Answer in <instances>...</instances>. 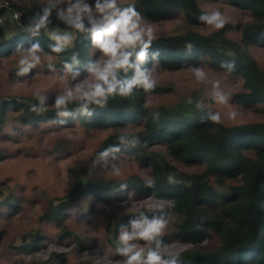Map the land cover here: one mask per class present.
I'll use <instances>...</instances> for the list:
<instances>
[{
	"label": "trees",
	"instance_id": "16d2710c",
	"mask_svg": "<svg viewBox=\"0 0 264 264\" xmlns=\"http://www.w3.org/2000/svg\"><path fill=\"white\" fill-rule=\"evenodd\" d=\"M86 2L94 8L95 0ZM203 2L225 3L246 13L249 21L227 23L220 30L204 33L207 24L199 17L208 12L201 8ZM118 5L134 6L143 20L152 23L182 20L174 34L155 37L144 68L151 73L160 67L170 71L201 67L219 71L240 82V89L232 97L234 104L255 110L263 121L217 123L211 119L215 114L196 101L173 107L148 105V96H165L169 92L170 88L157 84L150 91L137 86L130 96L116 94L103 106L91 104L84 111L75 89L85 84L87 90V84L95 82L89 68L102 55L92 45L90 34L71 29L62 21V10L55 2L0 0V65L6 77L0 84V142H14L17 132L28 136L39 130L52 136L50 144L41 151L53 162L72 155L78 143V128L83 143L87 135L109 131L94 150V157L108 163L128 159L146 174L127 175L123 180L105 179L78 161L70 162L67 168L72 185L68 192L61 198L48 199L39 216L40 227L23 236L24 244H10L9 248L15 251L0 253V264L11 261L13 253L43 250L51 238L88 247L93 240L81 231L84 218L95 214L97 204L114 205L129 193L161 201L170 208L169 212L155 208L107 215L100 239L118 254L117 258L125 257L118 252L123 247L120 234L143 215L171 223L170 230L157 238L158 249L157 241L140 240L147 248L143 251L145 259L149 250H157L165 259L178 254L177 264H264V66L252 54L255 48L264 46V0H118ZM45 9L51 12L49 23L35 32ZM16 14L20 15V23L14 21L16 30L7 32L3 21L14 19ZM85 24L88 25L86 17ZM57 28L74 36L72 44L59 53L53 51L57 42L49 36ZM234 33H240V37H232ZM36 44L40 45L36 53L39 63L30 56ZM24 58L34 66L21 65L19 61ZM68 64L72 65L71 70L66 68ZM133 75L134 69L121 71L118 79L124 81ZM35 80L41 83L33 88L26 86ZM13 85L25 89L11 93ZM68 90L73 91V98L66 107L57 109V98L66 96ZM61 111L68 115H59ZM28 149L23 150L24 155H35ZM12 155L15 154L6 146L0 147V164ZM1 187L2 184L0 244L6 237L4 219L17 212L23 199L19 195L22 184L17 181L11 187L5 186V192ZM46 226H53L55 231ZM209 242L210 246H206ZM177 244L186 249L177 254L162 251ZM54 261L64 263V255L55 251L52 258L42 262L38 259L34 264Z\"/></svg>",
	"mask_w": 264,
	"mask_h": 264
},
{
	"label": "rangeland",
	"instance_id": "374dc122",
	"mask_svg": "<svg viewBox=\"0 0 264 264\" xmlns=\"http://www.w3.org/2000/svg\"><path fill=\"white\" fill-rule=\"evenodd\" d=\"M38 1L55 2L61 10H67V7H69L68 0ZM124 1L133 2L134 0ZM72 3L76 2L72 1ZM200 6L208 13L219 10L227 23L244 24L249 21L246 13L234 10L225 3L208 4L203 2ZM16 15L20 17L19 14ZM16 15H14V19L11 18L3 21V24L6 25L7 32L16 30L14 21L19 25V18ZM181 23L182 20L180 19H172L161 23H152L142 19L144 26L150 25L152 27L154 37L174 34L175 30L178 29V25ZM204 27L205 30L202 31L204 33H210L216 30L210 25ZM232 37L239 38L240 33H234ZM252 54L258 63L264 66V46L261 45L255 48V50H252ZM201 69L206 73V78L202 81L197 79L193 69H179L175 71H170L165 67L153 69L152 76L156 80V84L170 89L165 96H148L147 104L151 106L163 104L173 107L188 101H196L206 106L215 115L218 114L220 120L227 125H242L263 121L262 115L255 110L243 109L234 104L232 97L240 89V82L238 80L229 78L219 71H212L203 67ZM4 73V68L0 65V84L3 82L2 77H5ZM40 83L38 80L33 82L28 81L26 86L33 88ZM11 88V93H21L25 89L21 85H13ZM221 95L225 98L226 102H220L219 97ZM233 113L235 115H232ZM79 129H77V147L72 152V155L58 157L53 162H49L46 159L47 156H43L41 151L50 144L52 136L49 134L45 136L39 133V130L28 136H26V132H17L16 136L18 138L14 142H0V147L6 146L9 151L15 154L0 164L1 190L5 192V186L11 187L17 181L22 184L19 195L23 196L17 212L10 213L9 217L3 221L6 237L0 244V253L15 251L9 248L10 244H15L16 246L24 244L23 236L30 230H35L40 227L38 225L39 216L46 208L48 199L61 198L68 192L72 185V177L68 173L67 168L70 162L78 161L80 164L82 163V166L87 167L91 173H95L96 176H101L105 179L111 177L116 180H123L132 174L146 177L144 171L135 162L128 159H113L108 163L94 157V150L99 147L104 134L106 135L109 131L87 135L83 143V136ZM11 134L14 135V133ZM31 144L34 147H31ZM25 148H29V152L35 155H24L25 152L23 150ZM40 152L41 154L38 155ZM35 195L39 196L34 197ZM116 202L114 205L99 203L95 207V214L89 213V217L84 218L81 223V231L86 232L93 240L88 247L80 248L76 241H68L63 244L51 238V240L45 242V248L43 250H31L23 255L13 253L11 255V261L4 262L3 264H34L38 259L42 262L49 257L52 258V253L55 251H60L64 255L65 262L59 263L54 261L53 263L51 262L52 264H84L88 262H93L94 264H125L128 257H121L122 259L117 258L118 254L110 250L108 246H105L100 239L105 225V217L113 214L143 212L155 208H162L169 212L170 205L164 204L161 201H155V199L136 197L132 193L125 195L123 199H117ZM85 212L87 213L88 209ZM72 215L77 216L76 213ZM136 220H139V217ZM170 225L171 223L167 222L162 232L166 233L169 231ZM50 228L55 231L53 226H46V229L49 231L51 230ZM125 231L129 233L132 231V223L128 225ZM129 243L135 244L136 250H147L144 243H140V240H133ZM205 245L210 246V242L205 243ZM185 249V246L177 244L162 249V251L177 254Z\"/></svg>",
	"mask_w": 264,
	"mask_h": 264
},
{
	"label": "clouds",
	"instance_id": "9594fccd",
	"mask_svg": "<svg viewBox=\"0 0 264 264\" xmlns=\"http://www.w3.org/2000/svg\"><path fill=\"white\" fill-rule=\"evenodd\" d=\"M68 3L67 10L59 12V18L65 21L71 29L90 34L92 45L102 54L101 58L89 68L95 82L87 84V90H85V84L77 85L75 89L81 101L80 107L84 111H87L91 104L103 106L110 96L116 94L124 97L130 96L137 86L145 91L156 87V80L151 71L143 67L147 62L149 49L155 37L152 27L142 24L141 14L134 6L122 8L118 5V0H95L94 8L86 0H77L76 3L68 0ZM50 15V10L45 9L35 25V32L47 27ZM85 17L88 22L87 26ZM199 19L217 30L224 28L227 23L219 10L203 13ZM49 36L57 42V46L53 48V51L57 53L72 44L74 39L72 32L62 31L59 28L50 32ZM38 51H40L39 44L33 45L30 50L31 60L35 63H39L40 60V57L36 55ZM19 63L34 66L30 64L28 58L21 59ZM66 68L71 70L72 65L68 64ZM130 69H134L131 79L120 81L118 74L121 71L127 73ZM27 70V68L24 69L25 72ZM193 71L198 80L202 81L206 78L203 69L195 68ZM73 95V91L68 90L66 96L57 98L55 107L57 109L66 107L67 101L73 98ZM219 99L220 102H226L222 95ZM58 114L68 115L66 111ZM211 119L217 123L220 122L218 114L213 115ZM169 179L171 180L172 177ZM148 184L151 185L152 181H148ZM166 225L167 221L164 219H148L143 215L139 220L133 221L132 231L130 233L124 231L119 237L123 247L119 248L118 252L128 257L125 264H177L178 254L165 259L159 251L149 250L145 259L143 249L136 250V245L129 243L133 240L157 241ZM158 248L159 242L157 241Z\"/></svg>",
	"mask_w": 264,
	"mask_h": 264
},
{
	"label": "built area",
	"instance_id": "2783aa9c",
	"mask_svg": "<svg viewBox=\"0 0 264 264\" xmlns=\"http://www.w3.org/2000/svg\"><path fill=\"white\" fill-rule=\"evenodd\" d=\"M17 18H20L18 15H16Z\"/></svg>",
	"mask_w": 264,
	"mask_h": 264
}]
</instances>
